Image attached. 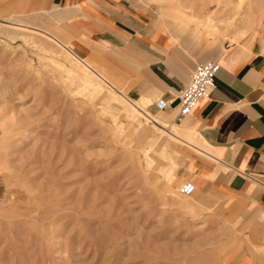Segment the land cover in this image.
I'll return each mask as SVG.
<instances>
[{"label":"rangeland","instance_id":"374dc122","mask_svg":"<svg viewBox=\"0 0 264 264\" xmlns=\"http://www.w3.org/2000/svg\"><path fill=\"white\" fill-rule=\"evenodd\" d=\"M126 1L146 15L145 31L169 36L168 49L179 52L181 63L215 62L234 46L264 49V0ZM35 5L0 0V19L41 24ZM37 10L51 12L47 4ZM184 13L198 24L187 25ZM26 27L0 21V264H264L251 247L264 251L259 232L246 217L232 223L243 208L201 206V193L193 199L198 214H189L163 193L144 152L127 136L130 120L120 118L119 125L110 102L120 92L132 99L134 86L102 100L86 93L74 83L79 70L67 53L51 54L61 41L56 34ZM54 27L73 36L69 26ZM84 62L108 80L104 89L118 88L105 65L91 57ZM62 68L68 73L60 78ZM116 71L132 75L128 63ZM177 112L174 123L181 124ZM177 153L176 177L190 170L181 156L192 157Z\"/></svg>","mask_w":264,"mask_h":264},{"label":"crops","instance_id":"0c3cea01","mask_svg":"<svg viewBox=\"0 0 264 264\" xmlns=\"http://www.w3.org/2000/svg\"><path fill=\"white\" fill-rule=\"evenodd\" d=\"M34 2V13L43 14V23L28 19L0 21L62 35L54 26H69L76 53L104 62L105 70L124 88L134 86L129 92L132 99L126 96L129 100L156 118L178 110L179 93L199 63L191 59L181 63L179 52L174 55L168 49L169 36L161 38L145 31L141 23H147L141 18L146 15L135 12L126 0ZM46 4L51 12L37 10V6ZM12 16L20 18L17 14ZM112 59L117 62L112 64ZM216 61L220 68L215 91L202 99L181 124L172 122L187 128L197 144L184 151L192 157L181 156L190 170L176 177L177 166L173 176L180 181L179 187L188 179L196 184L192 199L206 193L199 200L203 202L201 206L218 208L222 202L228 207L243 208L232 223L235 226L246 217L248 226L264 240V49L254 46L246 51L234 46L222 52ZM120 63L131 65V76L116 71ZM160 102L166 104L163 110L158 107ZM210 191L219 194L211 196ZM199 207L194 204L195 214ZM251 247L255 260L262 262V245L252 243Z\"/></svg>","mask_w":264,"mask_h":264},{"label":"bare ground","instance_id":"6f19581e","mask_svg":"<svg viewBox=\"0 0 264 264\" xmlns=\"http://www.w3.org/2000/svg\"><path fill=\"white\" fill-rule=\"evenodd\" d=\"M184 16L187 25L198 24V21L195 19L193 20L190 14L184 13ZM2 22L6 23L5 21ZM207 25L212 27L213 22L211 19H208ZM26 28L29 31L45 33L42 30L29 27ZM53 33L56 34V36L62 42L60 41L57 43L58 47H53L50 50L51 54L58 55L64 51L67 53V62L69 64H74L79 70L74 74V83H80L86 93L94 92V94L97 95V98L102 100L107 97L108 93L116 90L118 91L119 88L125 91V88L121 84L117 83L115 85L118 86V88L112 85L109 86L110 92L109 90L104 89L102 84L109 85L108 80L101 77L98 71L86 64L84 62L86 58H80V56L73 49L75 47L74 42L65 34L62 35L56 31H53ZM44 35L50 36L49 33H45ZM98 62L105 65L104 62ZM67 73L68 71L66 68H62L59 70L58 77L63 78V76ZM64 83H66V81H64ZM120 95L121 96L119 98L113 96L110 99L115 117L117 118L116 122H118L120 118H126L130 120L128 124L129 129L127 131V136L131 137L134 142L136 141L139 145V148L144 152L147 159L148 168L155 172V179L158 181L161 180L160 182L163 193L168 196V199L173 205L178 206L186 213L193 214L194 203L192 198L196 193L192 194L191 196H184L186 199L181 198L183 195L179 194L180 192H178L180 181L175 179L173 176V173L178 166V163H176L174 159V156H177L178 154L177 152H184L197 146L193 135H189L188 130L185 127H178L174 125L171 131L168 130V124L175 120L176 111L168 115H164L161 118H156L151 114L143 112L138 103L129 100L121 92ZM142 115L146 117L148 124L152 125L151 129H148L146 126L147 124L143 121L141 117ZM118 123L120 125V122ZM123 130H125V128ZM188 182L193 183L196 187V184L193 181Z\"/></svg>","mask_w":264,"mask_h":264},{"label":"built area","instance_id":"2783aa9c","mask_svg":"<svg viewBox=\"0 0 264 264\" xmlns=\"http://www.w3.org/2000/svg\"><path fill=\"white\" fill-rule=\"evenodd\" d=\"M220 68V63L205 62L197 64L192 72L190 81L179 93V104L176 121L182 122L188 116H191L197 104L202 100L209 98L216 89V73ZM159 109L163 110L166 104L159 103ZM196 187L193 183L187 182L180 187L179 192L183 196L195 194Z\"/></svg>","mask_w":264,"mask_h":264}]
</instances>
